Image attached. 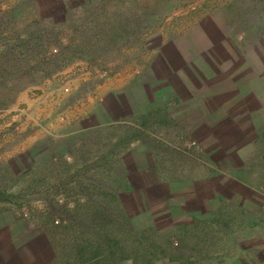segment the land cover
Instances as JSON below:
<instances>
[{"label":"rangeland","instance_id":"obj_1","mask_svg":"<svg viewBox=\"0 0 264 264\" xmlns=\"http://www.w3.org/2000/svg\"><path fill=\"white\" fill-rule=\"evenodd\" d=\"M107 3L99 20L118 32L119 48L101 39L96 54L79 51L73 33ZM0 19V193L10 190L5 201L21 211L0 213L7 261L74 263L54 223L61 211L44 216L52 199H67L25 197L22 173L33 165L42 175L59 154L108 165L104 153L119 151L117 178L100 184L126 188L127 215L104 228L88 210L85 240L133 230L147 247L161 240L198 264H264V0H0ZM143 115L147 123H135ZM120 131L132 137H112ZM72 185L69 205L82 194ZM218 193L231 216H215ZM218 220L220 233L193 249L186 231ZM128 257L116 264H133Z\"/></svg>","mask_w":264,"mask_h":264},{"label":"trees","instance_id":"obj_2","mask_svg":"<svg viewBox=\"0 0 264 264\" xmlns=\"http://www.w3.org/2000/svg\"><path fill=\"white\" fill-rule=\"evenodd\" d=\"M97 8L100 9L98 13H96V11L95 13H92V15L87 14L91 15L90 18H92V20L89 21L93 23V25L89 24L87 30L73 33V41L75 42V44H77L79 51H85L88 53L91 52L93 54H96L97 51H99L102 46H104L101 43V39H106L109 45H112L113 48H119L116 46L117 40L119 39L118 32L114 30H108V23H105V20H99L100 14H107L108 11L112 8L111 4L107 3L106 6L105 4H101L97 6ZM122 9L123 8H120L119 13L122 11ZM80 17L83 18L86 16ZM2 25L3 22L0 19V28ZM131 30L132 32L126 31L127 42L131 41L130 39L132 36L137 37L138 33L136 32V29ZM133 45L134 42L131 43L130 48H132ZM47 60L48 57L46 55H43V57L41 56L39 60V64L44 65ZM148 118V115L140 116V118L138 117L135 120V123H140L141 120H143L142 124L145 125L144 123H147ZM138 134L135 136L133 135V137L138 138ZM130 136L132 137V133L129 136H123V131H120L117 135H112L113 138L120 140L126 138L128 139L130 138ZM104 155L105 156L103 158H106V162L108 163V165H101L100 163H98L99 157L96 158V161L98 160L97 162H91L89 160L82 161L80 159H75V161L74 158H70L65 154L51 155L45 160V163H48L49 165L45 168V172L41 173L42 175L37 172H33V165L29 168L28 172L22 173L20 175V177L23 178V182L25 184V186L23 187V194L25 197L27 195H35L37 193L45 192L46 194H48L47 197L55 194L67 199V204L64 199L56 198V202L54 199H52L51 202L53 201V205L47 204L48 206H45L44 216H51V213L54 214L55 210L61 211V216L63 218L53 221L54 223H56L57 221V226L63 228V232L68 239L65 241V244L62 245V248L68 251L71 255L74 253V263L72 264H116L117 260H126L127 258H129L128 256H133V264H198L199 260L195 255L186 257L183 251L173 252L168 251L167 248L165 250L164 244L161 242V240H159V242L153 241L151 242L149 247H147L146 240L145 243H143L144 239L140 238L138 235H134L132 232L133 230L131 231V235L127 239H124V237H121L120 239V237H118L114 232L110 231H105L104 242L99 241L98 239H93L92 241L84 239L82 234L83 229H81V227L84 223V219L90 217V215H87L88 210L94 211L92 212L91 216L96 214L100 215L102 219L108 220H105L104 228L109 227L110 222L113 224H119L120 218L127 215V211L122 199V196L128 192L126 191V188L121 187L120 193H116L110 190L105 185L100 184V181H104L106 179L110 181L114 176L117 178V176L115 175V165L113 161L115 160V155L118 157L119 151H108L105 152ZM108 157L111 160H109ZM89 177H91L92 179L88 180ZM72 184L80 185L82 190L79 188L78 192L81 191L82 194L79 196L81 198L78 200V202L76 201L77 203L74 200L73 204L69 205L68 195L71 192L69 188L73 187ZM82 184L84 188H82ZM6 191H4L5 193H0V213L7 211L21 212L20 209H18L19 205L14 204L11 201H5L7 200L6 198H8L7 194L10 192V190L8 191V189H6ZM20 191L21 190H19V193ZM74 192L75 195H77V190H75ZM90 194L94 195L95 197L91 196ZM217 196L219 198L217 199L218 202L215 216L219 218L231 216L233 212L230 209L233 207L229 208V210L227 209L228 205L226 203L228 202V198L222 197V195H220L219 193L217 194ZM1 198L4 199L2 200ZM17 198H20V196L17 195ZM82 198L84 199V201ZM54 204L57 209L54 207ZM223 208L226 209V213L222 211ZM121 212L124 213L121 215ZM262 220H264V216L262 217ZM66 221L67 223L63 225ZM218 222L220 221L198 222L196 223V227L195 229H193V231H186L185 235L190 236L191 240H193L194 238L197 239L196 243L192 246L193 249L196 250L198 247H200L202 239H204V237L208 238V236H211L210 238H215L220 233ZM213 225H216L215 229L214 227H212ZM257 225H253V227L250 226L249 230L256 228ZM6 227L7 226L1 227L0 231L5 229ZM226 233L228 234V232ZM123 242H125L124 245L122 244ZM48 243L54 246L49 238ZM3 247L5 246L0 243V264H28L27 260H12V262L7 261L4 255L5 251L2 250ZM55 247L59 248L60 245L57 244L55 245ZM148 248H153L155 251L159 252V256L162 258L160 262L156 263V261H153V256L151 258L149 257V254H147V252L149 251L147 250ZM13 250L14 246L12 245V248H10L9 251ZM128 250H131L130 254L128 253ZM156 254L157 253H155V255ZM166 254H168L167 259H165ZM58 257L60 256H56L53 259V263H56ZM164 259L166 260V262H162V260ZM40 264H43L42 261Z\"/></svg>","mask_w":264,"mask_h":264}]
</instances>
